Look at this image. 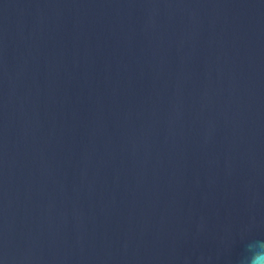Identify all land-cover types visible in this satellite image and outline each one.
Listing matches in <instances>:
<instances>
[{
	"label": "water",
	"instance_id": "1",
	"mask_svg": "<svg viewBox=\"0 0 264 264\" xmlns=\"http://www.w3.org/2000/svg\"><path fill=\"white\" fill-rule=\"evenodd\" d=\"M264 238V0H0V264H242Z\"/></svg>",
	"mask_w": 264,
	"mask_h": 264
},
{
	"label": "clouds",
	"instance_id": "2",
	"mask_svg": "<svg viewBox=\"0 0 264 264\" xmlns=\"http://www.w3.org/2000/svg\"><path fill=\"white\" fill-rule=\"evenodd\" d=\"M242 264H264V238L251 239L246 243Z\"/></svg>",
	"mask_w": 264,
	"mask_h": 264
}]
</instances>
